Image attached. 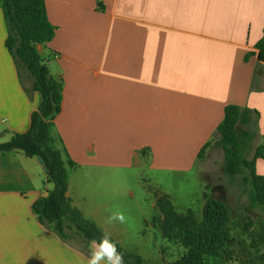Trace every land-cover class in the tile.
I'll return each mask as SVG.
<instances>
[{"label":"crops","instance_id":"crops-1","mask_svg":"<svg viewBox=\"0 0 264 264\" xmlns=\"http://www.w3.org/2000/svg\"><path fill=\"white\" fill-rule=\"evenodd\" d=\"M45 2L56 35L36 49L63 83L52 136L68 169L72 206L146 264H171L156 238L145 241L156 227L131 193L116 192V175L139 166H207L229 105L244 113L237 130L253 134L247 152L255 157L264 146V62L255 48L264 35V0ZM2 6L0 0V144L28 132L42 102L31 74L6 47ZM207 143L203 161L198 154ZM256 170L264 176V159ZM46 176L37 158L0 154V264H87L89 245L62 240L32 210L52 189ZM134 209L140 228L131 226ZM112 211H122L126 222L107 224ZM216 264H264V250L235 246L233 260Z\"/></svg>","mask_w":264,"mask_h":264},{"label":"trees","instance_id":"trees-1","mask_svg":"<svg viewBox=\"0 0 264 264\" xmlns=\"http://www.w3.org/2000/svg\"><path fill=\"white\" fill-rule=\"evenodd\" d=\"M2 8L9 27L6 47L18 66L31 74L34 90L41 94L42 102L32 115L29 131L15 134L10 141L1 143L0 154L21 151L31 158L42 157L48 171L46 185H52V189L32 206L39 222L68 243L73 237L67 223L73 224L87 243L98 241L103 230L74 208L68 197V169L52 136L54 120L62 108L63 83L51 75L36 49V44L50 43L56 35V28L48 18L46 2L3 0ZM255 48L259 60L264 62V35ZM252 54L255 53L247 54L245 59ZM243 114L238 106H227L224 120L218 127L219 145L225 154L224 172L229 176H243V184L249 185L250 207L264 212V176L256 170L257 160L264 159V146L257 149L253 159L245 157L254 136L251 132L237 130ZM210 145L207 143L201 149L200 160L205 158ZM67 165L74 167L76 164L69 159ZM156 209L159 214L154 216L153 224L162 237L184 248V253L171 264H209V258L221 257L233 260L236 239L229 229L233 214L224 202L207 197L202 217L198 218L192 209L178 212L169 196L157 195ZM117 247L123 254L124 264H146L141 255L127 252L118 242Z\"/></svg>","mask_w":264,"mask_h":264},{"label":"rangeland","instance_id":"rangeland-1","mask_svg":"<svg viewBox=\"0 0 264 264\" xmlns=\"http://www.w3.org/2000/svg\"><path fill=\"white\" fill-rule=\"evenodd\" d=\"M216 146L219 154L217 155L215 151L214 159L208 160L207 166L198 164L183 172L153 170L148 166H139L118 172L115 181L116 192L121 194L123 191L126 198L131 193L133 199L138 200L142 205V212L147 213L152 223L154 216L159 214L157 209L151 208V203L156 200L157 195L169 196L178 212L185 213L192 209L198 218L202 217L207 197L220 200L232 211L233 218L229 229L236 239V246L252 244L258 251L264 250V212L250 207L249 185L243 184L244 177L229 176L224 172V153L220 145ZM247 153H249L248 159H251L252 151ZM121 185L127 186L121 187ZM133 213L135 215L130 221L131 226L142 227V222L136 221L137 210L134 209ZM67 224L71 227L69 232L73 237L69 243L80 249H86L90 243L83 239L73 224ZM148 234L145 241L150 242L156 238L158 246L169 250L173 258L171 260H176L184 253V248L179 244L167 242L158 228L149 230ZM154 258H158L157 253H154ZM221 258H209L208 262L216 264ZM256 263L259 261L257 260Z\"/></svg>","mask_w":264,"mask_h":264},{"label":"clouds","instance_id":"clouds-1","mask_svg":"<svg viewBox=\"0 0 264 264\" xmlns=\"http://www.w3.org/2000/svg\"><path fill=\"white\" fill-rule=\"evenodd\" d=\"M124 224L125 214L122 211H112L106 219V223ZM89 257L87 264H124L123 254L118 250L117 242L111 238L110 233L104 232L100 239L92 240L89 244Z\"/></svg>","mask_w":264,"mask_h":264},{"label":"water","instance_id":"water-1","mask_svg":"<svg viewBox=\"0 0 264 264\" xmlns=\"http://www.w3.org/2000/svg\"><path fill=\"white\" fill-rule=\"evenodd\" d=\"M54 78L57 79L56 76H54ZM37 160H38V162L40 163V165L43 167V169L48 173V171H47V166H46V163H45V161L43 160V158H42V157H37Z\"/></svg>","mask_w":264,"mask_h":264}]
</instances>
